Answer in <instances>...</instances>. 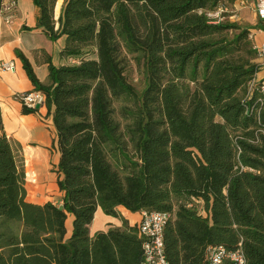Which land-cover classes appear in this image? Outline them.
I'll return each instance as SVG.
<instances>
[{"label": "trees", "instance_id": "obj_1", "mask_svg": "<svg viewBox=\"0 0 264 264\" xmlns=\"http://www.w3.org/2000/svg\"><path fill=\"white\" fill-rule=\"evenodd\" d=\"M33 1L37 26L65 36L67 63L45 55L47 82L18 53L52 111L65 194L60 207L27 201L22 162L2 132L0 264H140L144 238L120 207L172 215L169 264H206L215 245L264 264V78L252 27L199 13L225 0H65L56 28V0ZM127 55L142 65V90L127 79ZM98 207L122 225L91 236Z\"/></svg>", "mask_w": 264, "mask_h": 264}, {"label": "crops", "instance_id": "obj_2", "mask_svg": "<svg viewBox=\"0 0 264 264\" xmlns=\"http://www.w3.org/2000/svg\"><path fill=\"white\" fill-rule=\"evenodd\" d=\"M64 1L56 0L54 6L56 28L59 26L58 19ZM243 11L239 22L244 19ZM39 15L40 9L33 0H17L9 19V14L0 12V114L3 126V129L0 128V135L4 132L12 141L17 157L22 162L26 176V200L36 204H56L63 202L65 193L58 186L59 151L52 111L49 112L44 105L36 108L34 112L24 113L23 105L15 98L20 92L35 90L18 53L28 59L36 77L43 83L47 82L49 76L48 65L44 61L45 55H49L55 66L67 63V59L60 55L65 45V36L50 38L43 28L37 26ZM262 38V34L257 35L259 42ZM5 61H12L14 70L2 69L1 64ZM257 78H264V68H261V65ZM119 210L130 225L139 223L140 212L132 213L124 207ZM100 213H103L104 218H100L102 222L97 224L95 218ZM73 221L74 216L68 213L65 239L72 235ZM8 225L15 233L22 230L19 222L12 221ZM121 225L118 218L106 215L98 207L89 226L90 235Z\"/></svg>", "mask_w": 264, "mask_h": 264}, {"label": "built area", "instance_id": "obj_3", "mask_svg": "<svg viewBox=\"0 0 264 264\" xmlns=\"http://www.w3.org/2000/svg\"><path fill=\"white\" fill-rule=\"evenodd\" d=\"M17 0H3L1 13L9 14L15 9ZM251 9L256 21L255 27L249 31L248 37L253 43V48L258 54L261 68H264V0H225L220 2L214 9L200 11L208 18L209 22L219 24L226 21H237L241 18V11ZM262 34L259 42L257 35ZM77 63V60H71ZM4 70H14L12 61H5L1 64ZM15 98L23 107L35 110L37 106L46 104V96L38 90L20 92ZM62 206L63 202L55 204ZM141 219L138 223V230L144 238L142 251L143 256L140 264H169L164 244V230L172 215L167 212L140 211ZM206 264H246V259L241 247L228 249L221 245L210 246L206 253Z\"/></svg>", "mask_w": 264, "mask_h": 264}, {"label": "rangeland", "instance_id": "obj_4", "mask_svg": "<svg viewBox=\"0 0 264 264\" xmlns=\"http://www.w3.org/2000/svg\"><path fill=\"white\" fill-rule=\"evenodd\" d=\"M243 20L241 22L237 21H229L231 23H236L240 27H255L254 25L256 24V21L253 16V12L251 9H247L243 11ZM127 61H128V69L126 72L127 79L129 82H131L138 90H142L144 87V75H143V68L142 65H139L138 61L132 56V55H127ZM260 79V78H259ZM196 206L198 208L199 213L203 214L204 216L206 215V212L204 211V206L203 203L198 201L196 202ZM103 213H100L98 217L96 216L95 220L96 223H101L103 217ZM101 218V219H100ZM113 218V217H112ZM138 226V224H136Z\"/></svg>", "mask_w": 264, "mask_h": 264}, {"label": "water", "instance_id": "obj_5", "mask_svg": "<svg viewBox=\"0 0 264 264\" xmlns=\"http://www.w3.org/2000/svg\"><path fill=\"white\" fill-rule=\"evenodd\" d=\"M39 108V106H37V109Z\"/></svg>", "mask_w": 264, "mask_h": 264}, {"label": "bare ground", "instance_id": "obj_6", "mask_svg": "<svg viewBox=\"0 0 264 264\" xmlns=\"http://www.w3.org/2000/svg\"><path fill=\"white\" fill-rule=\"evenodd\" d=\"M59 9V8H58ZM56 11H57V8H56Z\"/></svg>", "mask_w": 264, "mask_h": 264}]
</instances>
